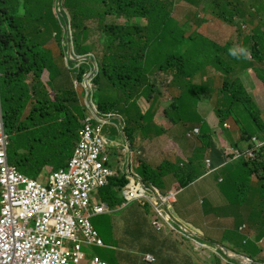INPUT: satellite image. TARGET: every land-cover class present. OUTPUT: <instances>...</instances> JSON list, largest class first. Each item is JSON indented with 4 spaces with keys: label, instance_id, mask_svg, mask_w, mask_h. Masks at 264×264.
I'll return each instance as SVG.
<instances>
[{
    "label": "trees",
    "instance_id": "16d2710c",
    "mask_svg": "<svg viewBox=\"0 0 264 264\" xmlns=\"http://www.w3.org/2000/svg\"><path fill=\"white\" fill-rule=\"evenodd\" d=\"M181 1L183 4L185 1L188 4L194 3V0ZM152 3L159 5L156 7ZM205 7L214 11L215 14H212L221 21L230 22L235 17L246 20L243 14L240 15L239 8L235 6V3L232 5L230 0H208ZM58 8L68 10L73 23L69 22L68 17L59 12ZM166 8L167 3L163 0H0V106L6 131L10 136V162L23 174L34 179L42 177L46 167L59 169L64 166L72 156L76 144L81 140V122L86 116V109L82 106L84 95L94 88V99L97 97L98 111L104 116L108 115L111 120L118 121L114 124L116 130L109 135L105 133L109 123L100 128L98 125L93 128L100 129L99 135L104 140L101 155L105 159V164L111 170H116L117 157L113 153V161L110 155L112 151L109 149L118 148L117 134L126 138L130 147L134 145L138 129L136 125L144 121L138 117L136 111H133L132 105H136L133 93L140 95L139 107L146 110L149 106L147 98L150 91L148 75L154 70L153 67L157 70L170 69L173 82L182 84L183 81L186 85L191 84L186 80L184 67L180 64L182 61H187L189 64L196 65L191 57L181 55L178 59L170 60L167 56L165 57L168 50H164V47L155 55L149 51L156 41L164 40L168 43L171 41L169 36L163 35ZM241 11L243 12L242 9ZM248 16L251 18L247 21L253 23L254 27L247 36H240L244 44H250L248 46L250 54L264 57V15L255 11L253 14L249 12ZM110 18L114 19L111 25L107 23V19ZM142 18L147 22V28L140 27ZM117 19H123L124 24H115ZM211 19L213 17H207L198 23H207ZM87 22H98L99 30L102 32V36H98L102 37L105 52L101 58H98L101 59L98 69H93L89 63H81L80 60L64 59V51H66L63 46L66 37L64 27H67V23L74 29L73 42L76 53L84 55L91 52V35L96 31L84 27L83 24ZM172 28H174L173 21L166 29L170 33ZM145 29L148 30L146 35L150 40L142 38V31ZM68 33L69 31L67 35ZM51 41L57 45V53H54L51 48ZM171 44L178 47L176 41ZM159 57H165L163 64L143 67L144 62L153 63L154 58ZM227 57L234 63L237 62L231 55ZM63 60H67V69L70 72L68 75L78 79L67 83L65 66L61 64ZM196 61L207 62L209 59L202 55ZM71 62L75 65L71 66ZM214 65L217 67L219 64L214 62ZM44 71L48 72L50 78L47 83L41 82ZM93 71L96 73L94 83L86 87L84 85L87 81L86 76ZM257 73L259 75L264 73V66L257 68ZM29 75L33 76L31 85L27 84ZM55 82L59 89H55ZM232 83L223 87L220 93L224 96L219 97L220 94H218L215 98L219 109H215L214 113L219 115L220 124L224 125L233 117L236 101L244 108L245 115L255 124L253 127L255 130L252 131L257 132L260 139H264V128L255 122L253 113L247 109L251 100L250 96L240 82ZM113 88L121 90L119 98L111 95ZM128 88L133 93L128 92ZM193 89L196 95L199 94L198 91L201 92L197 87ZM155 91L156 87L151 85V92L155 93ZM181 96H185L184 92ZM181 100L176 104L173 113L179 120L192 119L193 116L189 112L181 111ZM115 114L119 115L117 119L114 117ZM173 119L177 123L176 118H170L171 121ZM235 124L237 125L236 121ZM200 126L204 131L197 137L198 141L210 144L211 136L218 140L214 133L207 131L204 124L200 123ZM238 127L239 138L247 142L251 134L246 129ZM153 137L152 133L145 134L146 145L157 152ZM202 151V148H198L196 153L200 154ZM257 153L264 158V145L257 150ZM126 155L129 158L130 152ZM159 155L165 156L163 153ZM120 161V163L123 162ZM195 161L193 157L190 162L182 166L164 161L152 168L147 162L140 160L138 173L146 185H153L164 191L165 178L169 175H173L185 185L195 176H201V164L197 162V166ZM123 166V173L115 176L111 185L101 191L102 198L112 211L121 206L118 190L128 182L126 177L132 173L131 170H127L126 161ZM222 173H226L224 176L228 183L224 180L223 184H219L220 189L228 191L230 198L231 192L237 191L244 193L242 196L248 197L245 190H237L234 187L239 184L238 181L247 180L236 174L234 166L228 165ZM249 175V177L252 176L251 173ZM258 180L261 184L255 191L259 193L258 206L261 207V211L257 216L262 217L264 216V180L260 178ZM144 207L150 211L148 204ZM159 249L160 253L153 254L154 257H159L154 264H159L163 260L162 256H171L173 251L178 252L176 245H161ZM244 249L246 254L252 256L249 249L246 251V246ZM175 261L176 264H182L180 260ZM144 264L147 263L144 262Z\"/></svg>",
    "mask_w": 264,
    "mask_h": 264
},
{
    "label": "rangeland",
    "instance_id": "374dc122",
    "mask_svg": "<svg viewBox=\"0 0 264 264\" xmlns=\"http://www.w3.org/2000/svg\"><path fill=\"white\" fill-rule=\"evenodd\" d=\"M165 1H171V0H165ZM205 1V6L208 4V0H202ZM232 5H234V2L237 0H230ZM173 2H179V0H175ZM251 0H241V3H243L245 5V8L247 10H257L256 6L257 5H263L264 6V0H255L254 3H250ZM171 3V2H170ZM154 6H158L159 4L157 3H152ZM185 6H189L190 4H188L187 1L184 2ZM204 7V6H203ZM167 12H168V17H170V15L172 14L173 8H171V5L166 8ZM189 10V9H186ZM264 10V7L263 9ZM261 10V11H262ZM58 11L63 13L66 17L69 18V21H71V15L70 12L66 9L63 8H58ZM258 12V11H257ZM165 17L164 18V25H169L171 20ZM234 21H239V19H234ZM114 19L110 18L107 19V23L109 25L113 24ZM124 20L123 19H117L115 21V24L118 25H123L124 24ZM107 23H104L107 25ZM140 27H148L147 22L145 21V19H141L140 21ZM84 27H87L90 30H95L96 33H93L91 35V38L94 42L97 41L98 39V35L102 36V32L99 30V23L98 22H87L85 24H83ZM264 27V26H263ZM210 29H215L218 33V29L222 28V34H248L251 30V28H253V25L250 24L249 22H244L240 24V27H237L236 25L229 23V22H225L221 27H217L216 25H213L211 27H209ZM69 30V35L72 33V29L67 28ZM148 32L147 29L142 31V34H146ZM226 36V35H225ZM51 48L54 50V53L58 52L57 49V45L55 44V42L51 41L50 43ZM177 44V43H176ZM245 48L248 49L249 44L245 43ZM65 46L67 48L66 51V56H69V53L72 49V43H65ZM177 46L179 47V45L177 44ZM93 47V52L92 54L101 58L102 55L105 52V48H101L100 46H92ZM50 48V47H49ZM225 50H224V54L221 57V64L225 67L224 71H226L225 76H220L217 77L216 79V83H218V85H215V88H211L208 85L205 86H200V90L201 92H199L200 94L198 96H196V98L194 99V104H192V106H194V108H198V114H194V116L192 117V119H185L188 121V123H184V122H180L177 125L182 129V130H186V128H192V127H198L200 128L201 132L202 129L201 127L198 126V124H204V119L209 117L210 114L208 115H204L203 111L201 110L200 104L198 103L199 100L202 101H207L209 103H207L206 107V112H208L207 110L209 109L210 111H212L213 109H216V106L212 105L210 102L215 101V98L218 96L216 93V96L214 99L211 100H207L204 99L205 95H209L212 94L213 92L216 91V88H218V86L220 84H222L224 82V80L227 81H232L234 79H239L243 82H246V79H248V73L246 71V69H239V68H235L233 67L234 65H236L233 60L227 56H229L228 51L229 48H227L225 46ZM217 49L215 47H211L209 48L208 51H206V53L208 54V57L210 58L211 55L217 53ZM250 55V54H249ZM167 56V54L165 55V57ZM165 57H159V58H154L155 61L153 62V64H163L165 61ZM249 57V56H248ZM256 57H254L255 60ZM64 59H66V57H64ZM99 61L101 59H98ZM237 61V63H249L248 61L244 60V59H235ZM248 60L252 61V58H248ZM61 64L64 67L65 70V74H66V81L67 83L69 81L75 80L77 77L74 76H69L68 73L69 70L67 69V60H63V62H61ZM71 66H74L75 63L71 62L70 63ZM219 66L215 67L214 62L212 63V67L213 68H217L219 70ZM212 75H216V71H212ZM209 71L207 72V75H210ZM72 75V74H71ZM42 76L44 77V81H47V78L49 77L47 72H43ZM72 77V78H71ZM172 80V77L170 78V81ZM202 80V78H198L197 80V84L200 83ZM42 81V82H44ZM203 82V81H202ZM61 83H63V81H61ZM66 83V84H67ZM153 86L161 88L162 92H169L170 90H172L173 85L172 83H169V79H159L157 81H155L154 83H152ZM55 89H59L56 82H55ZM206 90V91H205ZM111 95H113L114 97L119 98L121 95V90H119L118 88H113ZM186 92L188 93L189 96H194L195 95V91L194 89H189L186 90ZM260 94H255V98H253L256 101H259L261 107H263L262 111H263V117H264V90L262 89L261 92H259ZM80 95H81V91H80ZM224 96V94L219 95V97ZM158 103H159V108L162 110L167 109L169 107V105L171 104V101H166L164 99H160L158 98ZM204 105V102L203 104ZM134 105H132L133 111L134 110ZM225 108V105L223 106ZM208 108V109H207ZM166 116L167 118L170 120L171 117L175 118L176 114L173 113V111L167 110L166 111ZM199 118V120H198ZM171 121V120H170ZM210 121L212 124H214V122H218V119L215 118V113L212 112L210 115ZM237 122V125L240 126L241 123L243 122H249L252 123L250 117H248L247 115H245V110L244 108L238 104L236 101L234 102V114L233 117L230 118V123L231 125L233 124L234 129L238 130V126L233 123V122ZM118 121L117 120H111L109 122V125L106 126L105 128V133L107 135H109L112 131H115V127L114 124H116ZM144 122H147V120H144ZM227 123V122H226ZM140 124V122H139ZM229 124V123H227ZM231 125L229 124L227 127L230 128ZM206 127H208V125H206ZM187 134L190 137H195V134H191L190 132L186 131ZM153 135H155V133H152ZM118 148L116 147H111L109 150H111L112 152H110V155L112 156V160L113 156L115 153L116 157H117V161L116 164L120 165V160L126 161V163L128 164L129 162V158L127 157L126 153L128 152H134V156L132 157L133 160V165L132 168L135 172H138L137 168H136V163H139L140 160H143L145 162H148V157H147V148L146 147H138L137 145H134L132 147H130L127 139H124L121 135H118ZM153 141L155 142V139H153ZM194 142V146L195 147H199L202 148L203 151L202 153L198 154L195 153L194 154V160H196L195 162H199L201 163V174L202 176H204L205 178L211 179H204L201 182H194L193 185L189 186L187 188L186 191L180 193L177 196V200L179 201L177 203V206L175 207L176 210H179L182 213H179V217L184 220L183 222L189 223V227L190 229H188V231L192 230V232L196 233L197 235H203L205 238L210 237L212 239L210 245L214 246L215 250L212 249H205L204 252L200 251L199 253H195V251H193V247L190 244H186L184 242H186L187 240L193 238L195 240V237L191 234H188L187 236H185L184 238L176 235L175 233V237H174V233H170L171 237H169L170 239H172L174 242L177 243L178 248L180 249V251L182 252V255L179 256L178 258H174L173 262H171V264H176V259L180 260L182 262V264H184L183 261V252H185L187 254V251L190 252L191 256H192V260L194 262V264H221L224 263V261L222 260L223 257H227L230 251L234 250L240 254H245V249L244 247L246 246V250L250 249L251 247H255V244L251 241L248 242V244H244L247 239L248 234H256V235H261L264 236V216H262L263 218H260L258 221H255L254 217L252 215H248V214H243V210L245 209H249V211H256L258 210L259 206H258V197L256 194H250L247 201L242 202L240 204H238V202L236 201L234 203V205H228L225 209V203L226 202H230V200L227 197L224 196H220L218 198H211V199H207L208 202L212 205H222L217 212L213 213V218H211V216L207 217V219H209V221H205V225L210 226L207 227V229H202L203 222H202V216H200L202 210L204 208H210V206H204L203 208H199L197 210H192L190 212V214L184 213L183 210L180 208L181 205V199L182 197L185 195V193L187 192H195L196 197L198 198L199 195L201 197H205L208 195L210 190H215V191H220V184H223L222 182L218 181V177H215L217 174H222L225 175L224 173H222V171L225 169V167H227L228 165L234 166V169L236 170V174H238L242 179H249L251 177H249L250 173L252 176V186L254 188L259 187V185L261 184V182L258 180V178L264 180V158L259 156V153H257V151L254 150H250L248 148H246V146H240L241 149L234 151L237 155V159H233L231 160V162H229L226 166L222 165L219 160L215 157V156H211L209 159H204V161L201 160L202 157H204L210 150V145L209 142H202V141H193ZM161 143H158V147H161ZM227 146V145H226ZM225 146V151L226 153L232 152L228 151L226 149ZM172 149V147H171ZM172 151H174L172 149ZM102 152V147L100 148V156L99 159L101 162H103L105 164V159L102 158L101 155ZM141 152L140 155H138L137 153ZM70 158L67 160V162H70ZM177 160L173 161L172 163L176 164ZM180 163V162H178ZM214 163H218L217 165H215ZM158 164V160L155 159L154 161H149V165L152 167H155ZM50 168V167H49ZM45 172V170L43 171V173ZM64 172H68V170H65ZM226 172V171H225ZM117 176V174H115ZM115 175H111V176H106V184L94 189L91 194H90V209L92 211V209L94 208V204L92 202V199L97 196L98 194H101V191L104 190L105 188H107L108 186L111 185L113 178L115 177ZM122 175V174H121ZM127 178V177H126ZM128 182H129V178H127ZM127 183V182H126ZM218 183V184H217ZM40 185H46L49 186L50 188L54 187V185L50 184V183H46L43 180L39 181ZM176 184L175 181L172 182L171 185L167 184V188L170 186V189L172 188V186ZM135 187L137 188L138 184H136L134 182ZM239 188H241L242 190H245L244 186H239ZM123 189V187L121 188ZM140 191V190H139ZM144 193V192H143ZM219 193V192H218ZM244 195V193H242ZM145 195V194H144ZM100 199V197H99ZM241 199V198H240ZM20 200H15V203L10 202L11 205H14L16 203H18ZM160 203H163L161 200H159ZM120 208L117 209V211ZM149 210L144 207V205L140 202H133L131 204H129L126 208L122 209L121 211H118L116 213H105L102 215H97V216H93L91 221L92 224L94 225V227L96 228V230L99 232L100 237L102 238L103 242H104V246L102 247H88L86 246L84 248V252L85 254L88 256V258L92 257V258H100L103 260H106L109 262V264H118V261H115V257L117 256V249H121L123 243H122V232L124 230L127 231H132V236L134 237L135 235V230L137 228H135V224L136 225H141L142 223L144 224L146 222V220H149L148 218V213ZM200 213V214H199ZM147 214V215H145ZM189 215V216H188ZM155 223H157V225L160 228V223L159 221L156 220V218H154ZM192 222V223H190ZM244 226V228H240ZM242 229V230H239ZM139 230H137L138 232ZM46 237H49L50 234H45ZM188 237V238H187ZM196 241V240H195ZM193 243H195L194 241H192ZM196 244V243H195ZM223 246L224 248H221L220 246ZM197 246V244H196ZM257 248L256 251L252 252V256L256 257L257 259H261L260 261H264V240L262 241L261 244H258L256 246ZM136 252H134L133 254H140L139 251V246L136 247ZM173 254V256L176 253H171ZM111 255V256H110ZM140 255L137 256H131L132 258L137 260V263H139V257ZM163 260H161V262L159 264H168L170 261L167 260L166 258L162 257ZM164 261V263H163ZM239 262V261H238ZM32 263V262H31ZM36 264H39L37 262H35ZM85 264V263H82ZM136 264V263H134ZM158 264V263H157Z\"/></svg>",
    "mask_w": 264,
    "mask_h": 264
},
{
    "label": "clouds",
    "instance_id": "9594fccd",
    "mask_svg": "<svg viewBox=\"0 0 264 264\" xmlns=\"http://www.w3.org/2000/svg\"><path fill=\"white\" fill-rule=\"evenodd\" d=\"M235 6L239 8L240 10V15L243 14L244 18L246 20L240 19L238 17H235L236 19H239V22H246L247 20H250V16H248L249 12L255 13V11H251V10H247L245 8V5L239 1H235ZM169 7V5H167V8ZM200 10H208V8H206L205 6L203 8H198ZM241 9L243 10V12L241 11ZM262 15H264V10H262ZM168 15V12L166 13V17ZM171 21L174 22V27H180L182 25L188 24V23H192V22H198L200 20H203L204 18L207 17H201L199 15H193V16H188L186 14H184L181 11L175 10L173 9L172 14L170 15V17H168ZM67 20L69 21V18H67ZM71 23V21H69ZM209 22H213L215 24L216 19L213 18L211 19ZM250 24L253 25V23H251L250 21H247ZM208 23V22H207ZM204 24V23H202ZM72 29V33L69 35H67V31H69L67 28ZM254 27V25H253ZM209 32L214 33L216 35L222 36V37H226L228 39H230L232 42L234 43H238L240 46H236L234 45L232 48L229 49L228 54L231 55L232 57L236 58V59H247L250 52L249 49L245 48V45L243 43L242 40V34H222V28L218 29V33L215 29H208ZM249 34V33H248ZM248 34H245L243 36H247ZM64 35L66 36L64 41H63V46L66 48L65 43H72V49L70 52H72L75 55H79L76 53L75 47H74V29L69 25V23H67V27H64ZM226 35V36H225ZM92 46L96 45V46H100L102 49L105 47L104 43L102 42V37L98 36V39L96 42H94L91 38V43ZM250 45V44H249ZM198 46H200L201 48H204L206 50H209L210 47L206 46V45H200L198 44ZM224 45H218L215 46V48L217 50H219L220 48H224ZM67 49V48H66ZM93 47L91 48V52L84 54V55H79L80 58L78 60L81 61V63H91L92 60H94L95 63H97L98 65L99 60L98 57L92 54ZM202 55H195V56H188L191 57V60L193 63L195 64H203V65H210L212 69H217V68H213L212 67V63L213 61L206 55L205 58L209 59V61L207 62H199L196 61L197 58L201 57ZM236 65H234L233 67L235 68H239V69H246L247 73L250 72H257V68L259 67H263L264 63L262 64H256V63H235ZM45 72V71H44ZM47 72V71H46ZM48 73V72H47ZM210 73H212L210 71ZM96 76L95 71L89 73L86 78H87V82L88 83H93L94 82V78ZM213 76L217 79V77L220 76H216L213 74ZM249 77V76H248ZM33 78V76H32ZM78 79V77L76 78ZM227 81V80H224ZM240 82L244 89L245 88H255L257 89L259 92L262 91V89L264 90V83L257 80V79H251L250 77L248 79H246V82H243L239 79H234L232 81L229 82ZM150 82V80H149ZM248 95L250 96V98L254 97V94L252 92H248ZM212 98H208L207 100H211ZM207 101H204V106H207ZM212 105L216 106V110L219 109V107L216 105L215 101L210 102ZM1 105V104H0ZM88 105V93H86L84 95V100H83V104L82 106H84V108ZM208 107V106H207ZM27 113V112H26ZM204 115H208V112H203ZM219 120V118H218ZM144 121V120H143ZM252 121V120H251ZM227 122V121H226ZM253 122V121H252ZM231 125L230 122H227ZM225 123V126L227 127L229 124ZM235 123V122H233ZM141 124V123H140ZM145 124V123H142ZM155 124H160V122L154 123ZM85 127H82L81 129V133L82 130ZM169 127L168 126H163L161 127V132L166 131ZM228 128V127H227ZM0 129L2 131H6V126H5V119L2 113V108L0 106ZM253 130H255V128H253ZM257 130V129H256ZM188 132H190L189 130H187ZM232 131L235 133V137H240V130L238 127V130L236 132V130L234 129V126L232 124ZM254 133L258 134L257 132L253 131ZM260 132V131H258ZM191 134H195V137H190L187 133L186 135L189 138H194L196 141H198L197 137L199 136L197 132H190ZM262 133V132H260ZM218 139H220V135H216ZM124 138V137H123ZM126 139V138H124ZM215 139V138H214ZM262 141L264 142V139H262ZM80 142V141H79ZM79 142L76 144L75 149L77 148ZM210 150L207 154H211L210 157L213 155L216 157V153L218 152V148L216 147L215 149H213L214 153H211L212 151V146H211V142H210ZM227 145V146H226ZM225 146L226 149L228 151L233 150L232 152L229 153H234V155L236 156L235 159H237V155L234 151L239 150L238 148H234V145L232 144H225L223 149L221 150L222 153L224 154H229L224 152L225 151ZM199 147L196 148V150ZM75 149L72 152V156L70 157V160L73 158L74 156V152ZM196 150L194 152V154L196 153ZM257 151V150H254ZM138 155L141 154V152L137 153ZM194 154L192 157H190L188 160H184L181 159L179 162L180 163H176V164H180L181 166L185 163H188L192 160V158L194 157ZM206 154V155H207ZM205 155V156H206ZM134 156V152H130V156H129V162L127 164V170H131L132 173L127 175V178H129V182H127L124 186L123 189H119L118 190V194H119V198L122 201V206L118 207L120 208L118 211H121L122 209L126 208L128 206L129 203L131 202H140L142 203L144 206L145 204H148L150 206V211L147 213L148 214V218L149 220H146V222L141 225H136L135 224V228H137L135 230V235L134 237L132 236V231H127L124 230L122 232V239H127L128 241H130L132 244L139 246L140 249L144 246H146L149 243V239L145 238L143 231L147 226H150L151 228H153L156 232L160 233V232H165L167 237H171L170 233H174V237H175V233L176 235L184 238L185 236H187L188 234H191L195 237V240L193 238L187 240L186 244H190L192 245V249L193 251H195V253H199L200 251L204 252L205 249H212L215 250L214 246L210 245L209 247L205 246V240H209L210 243L214 242L212 241V239L210 237L205 238L203 235H197L196 233L192 232V230L188 231V229H190L189 227V223L186 222L184 223L180 217H179V210H176L175 207L177 206V203L179 202L177 200V196L186 191L187 188L191 185H193L194 182H201L204 179H208L205 178L204 176H195L192 180H190L188 182L187 185L179 182L177 179H175L173 177V175H169L171 176L168 184L171 185L173 181L176 182V184H174L172 186V188L170 189V186L167 188V190L165 192H163V190H160L159 188L153 186V185H146L143 180L142 177L140 176V174L138 172H135L132 168L133 165V160L132 157ZM204 157L201 158L202 161H204ZM217 158V157H216ZM209 159V158H208ZM218 159V158H217ZM234 159V160H235ZM207 160V159H206ZM219 160V159H218ZM168 162V161H167ZM220 162V161H219ZM231 162V161H229ZM229 162L223 164L222 165L226 166ZM171 163V162H170ZM196 165H198L197 162H194ZM140 164V161H139ZM138 165H136V168L138 170ZM201 164V163H200ZM218 163H216L215 165H217ZM105 167H107L106 164H104ZM159 166V165H158ZM17 169L18 167L15 166ZM152 167V166H151ZM157 167V166H155ZM152 167V168H155ZM69 169V162H66V164L62 167H60L59 169H53V168H49L46 167L45 168V172L42 174V177L34 179L31 178L25 174H23L19 169L18 171L20 173H22L24 176H26L28 179L35 181L37 183H39L40 180H43L46 183H50L51 184V177L55 174V173H59V172H64L65 170ZM107 169H109L110 171L113 172V174H117L116 172H114L113 170H111L110 168L107 167ZM222 174H217L215 177H218V181L220 182H224V180L228 183L226 177L224 175H222V177H219ZM116 176V175H115ZM118 176V174H117ZM168 177V176H167ZM252 177L247 179L245 182H239V184L234 185L235 188H237V190H242L241 188H239V186H244L245 188V192L247 194V196L249 197L250 194H256L258 197V203H260V198H259V193L255 191L256 188H254L252 186ZM0 178H1V174H0ZM223 178V179H222ZM211 180V179H208ZM134 182L136 184L140 185V188L142 190V196L139 197H135L134 195L131 194L132 190L135 189V185ZM218 184V183H217ZM220 184V183H219ZM44 190H45V197L39 199L35 196H28L22 200H20L18 203L11 205L10 203L8 205H6L5 207L2 204V198H3V186L0 182V219L2 216H6L7 217V221L9 224V228H6L4 231H0V239L2 241H4L14 252L15 255L11 260L8 261L7 264H20V261L26 260V257L29 254H32L33 252H35L36 250L42 248L45 246V241H46V237L45 234H50V236H55V235H59V230L60 228H58V230L56 229V226L59 224L61 225L62 223H64L66 220L71 219L75 214L73 213V211H69L66 210L64 208V203H63V199L60 195H58L57 193L49 190L50 187L46 186V185H42ZM166 186V184H165ZM186 189V190H185ZM212 190L209 191L208 195L205 197H201L199 195V197H196L195 192H187L185 193V195L182 197L181 199V205L180 208L183 210L184 213L190 214V212L192 210H197L199 208H203L204 206H210V208H204L200 214V216L203 215L204 212H211L214 209V206L212 204H210L208 202L207 199H209V195L211 193ZM144 192V193H143ZM219 193L222 194V196L227 197L230 200V205H234V203L237 201L238 204L245 202L248 200L247 197L242 196V194L237 191L236 193H232L231 190H229V192H231V198L228 196V191H223L222 189H220V191H218ZM145 194V195H144ZM66 197V201L70 202L73 195L71 192H68L66 194H64ZM221 196V195H220ZM241 198V199H240ZM94 199V198H93ZM92 199V202H93ZM161 200L163 203H160ZM94 204V203H93ZM95 205V204H94ZM96 206V205H95ZM94 206V207H95ZM218 206V208H220L222 205H216ZM98 207V206H97ZM101 211L100 213L97 214H93L90 217V222L91 225L93 226L94 230L98 233L99 238L102 240V238L99 235V232L96 230V228L94 227V225L92 224V217L93 216H97V215H102L105 213H116L118 212L117 210L112 211L109 206H103L100 207ZM117 208V209H118ZM226 209V208H225ZM3 210L5 211V215H2ZM198 211V210H197ZM261 211V207L258 208V210L256 211H249V209H245L243 210V214H250L254 217L255 221H258L260 218H263L261 216H257L258 213H260ZM199 212V211H198ZM145 214V215H147ZM189 216V215H188ZM43 217L46 223V226H43V228H39L40 224L37 225L38 223V219ZM154 218H156L157 221H159L160 223V228L157 225V223L153 222ZM192 223V222H190ZM193 224V223H192ZM194 225V224H193ZM240 228H244V226L240 227ZM239 230H242L240 229ZM202 229H204L202 227ZM137 230H139L137 232ZM205 230V229H204ZM49 236V237H50ZM61 237V236H60ZM62 239L68 241L65 237H61ZM188 238V237H187ZM247 239L245 241L244 244H248L249 241L253 242L255 244V247H251L249 250L250 252L256 251L255 248H257L256 246L258 244H261L262 241L264 240V236L261 235H256V234H248ZM103 241V240H102ZM192 241H194L195 243H193ZM69 242V241H68ZM70 243V242H69ZM104 243V242H103ZM123 243V241H122ZM71 244V243H70ZM105 245V244H104ZM103 245V246H104ZM88 246V247H102V246H98V245H90V244H86V243H82L81 244V249H82V253L84 254V259L80 261V263L78 264H89L90 260L92 259V257L88 258V256L85 254L84 252V248ZM167 246H171V245H167ZM177 246V245H176ZM221 248H224L222 245L220 246ZM178 248V246H177ZM248 251V250H246ZM234 254V256L230 255V253H227L228 256L227 257H223V261L224 263L221 264H264V261H260L261 259H257L254 256H250L249 254H240L234 250L230 251ZM174 253V251L172 252ZM179 253V254H178ZM205 253V252H204ZM182 255V252L180 251V249L178 248V252H176V254L173 256V254L171 256H162L164 258H166L167 260L171 262H173L174 258H178L179 256ZM254 257V258H253ZM157 258L159 257H154V255L152 254V258L149 260H142L144 262H146L147 264H154L157 260ZM192 256L190 254L189 251H187V254L185 252H183V261L184 262H191L192 264H194L193 260H192ZM246 259V261H245ZM103 260V259H102ZM106 261V260H104ZM160 261V259H159ZM239 261V262H238ZM108 264L109 262L106 261ZM24 264H36L35 262L31 263L28 261H25ZM70 264H75L73 262H70Z\"/></svg>",
    "mask_w": 264,
    "mask_h": 264
},
{
    "label": "bare ground",
    "instance_id": "6f19581e",
    "mask_svg": "<svg viewBox=\"0 0 264 264\" xmlns=\"http://www.w3.org/2000/svg\"><path fill=\"white\" fill-rule=\"evenodd\" d=\"M165 1V0H163ZM175 0H171L169 1H165L167 3V5H171V8L181 11L184 14L188 15V16H193V15H199L201 17H213L216 19V22L214 25H216L217 27H221L225 22H229V21H221L219 18L215 17V15H213L212 13L215 14L214 11H211V9L208 10H200V9H189L188 6H185L183 4V2L181 0H179V2H173ZM205 1L202 0H198L197 3H203ZM189 9V10H186ZM254 11H258V10H254ZM258 13H262V11H258ZM236 19V18H235ZM232 24L236 25L237 27H240V22L239 21H234V18L232 21ZM229 22V23H230ZM236 22V23H235ZM166 27H168V25H164V36H169L170 37V43L165 42L164 40H162V42H158L156 41V43H154L150 48L149 51L152 53V55L157 54L159 51H162V47H164V50H168V54H167V58L170 60H174V59H178V57H180L181 55H186L188 56H195V55H206L208 56V54L206 53V49L201 48L200 46H198V44L200 45H206L208 47H215L218 45H224L227 48H232L234 45L236 46H240L238 43H234L232 42L230 39L226 38V37H222L219 35H216L214 33H211L208 31V26H205L203 24H199L198 22H192V23H188L185 25H182L180 27H174L171 29L170 33L167 31ZM162 35V36H163ZM142 38L144 40H150L148 38V36L146 34H143ZM173 41H176V43L178 45H180L179 47H176L174 45H172L171 43ZM226 48H220L217 53L213 54L210 56V59L213 62L218 63L219 66V70L218 69H212V71H216V76H225L226 71H224V66L221 64V57L224 54V50ZM67 51V49H66ZM66 51H64V57H66V59L68 60H78L80 58L79 55H75L72 52L69 53V56H66ZM254 57L255 60H254ZM248 58H252L253 60L250 61L248 60ZM247 59H244L246 61H248L249 63H256V64H262L264 63V57L262 56H254L252 54L249 55ZM128 60V59H127ZM130 61V60H128ZM180 64L184 67V71H185V78L186 80L191 83L190 85H186L183 83L179 84L177 81L173 82V80L170 81V78L172 77L173 79V75L170 72V69H156L155 67L154 70L148 75L149 77V88L150 91L148 93V108L146 110H142L139 107V103H140V95H137L135 93H133L132 91H130V89L128 88V92H131L134 94L135 96V102L136 105L134 107L136 113L138 114V117H140L143 120H147V122H144L147 125H153L154 123L160 122V128L163 126H172V125H177L180 122H185L188 123L187 120H179L177 119V116L175 117L177 120V123L174 121V119L172 121H170L167 116H166V111L170 110V111H174L176 104L178 103V101H180L181 99V111L182 112H189L192 116H194V114H198V108H194V106H192V104H194V99L196 98V96H198L200 93L198 91V95H194V96H189L188 93L186 92V90L192 89L193 87H197L200 89V86H205L208 85L211 88H215V85H218V83H216V78L212 75V73H210V75H207V72L209 70H211V66L210 65H203V64H189L187 61H182L180 62ZM148 65H153V63L150 62H144L143 63V67H146ZM90 66L93 69H98L99 65L97 63L94 62V60H92V62L90 63ZM248 76L251 79H257L261 82L264 83V73H261L260 75L257 72H250L248 73ZM198 78H202L200 83H196ZM159 79H169V83H172L173 87L172 90H170L169 92H162L161 88L156 87V91L155 93L151 92V85L153 82L159 80ZM182 80V79H181ZM203 81V82H202ZM33 83V78L32 76H28L27 79V84L31 85ZM75 83H77L75 81ZM94 83V82H93ZM92 83H88L87 81L84 83V85L87 87L89 85H91ZM233 84L232 82L229 81H224L222 84H220L218 86V88H216V91L213 92L212 94L209 95H205L204 99H208V98H212L214 99L217 95L220 94V92L222 91L223 87L225 85H231ZM186 85V86H184ZM246 93L248 94V92H252L254 94L255 98V94H260L259 91L255 88H245ZM94 88L90 89L88 92V105L85 107L86 109V116L83 118L82 120V127H92L94 128V126H97L100 128L102 127V125L109 123L111 121V119L108 117V115H102L99 111H98V106H97V97L96 99H94ZM184 92L185 96H181L182 93ZM158 98L160 99H164L166 101H171V104L169 105V107L167 109H160L159 108V103H158ZM253 98H251V100L248 103V107L247 109L249 111H251L255 117V122H257L259 125H261L264 128V117H263V107H261L259 101L254 100ZM204 101L199 100L198 103L200 104V107H203ZM207 107V106H205ZM208 109V108H207ZM208 114L211 115L212 112L215 111V109H213L212 111H210L209 109L207 110ZM210 115L209 117L204 119V125H208L207 127V131H209L210 133H214V135H220V139L215 140L214 136H211V146H212V151L214 147L218 148V152L215 154L216 157L219 159V161L223 164L233 160L234 158H236V156L234 155V153H229V154H224L221 152V150L223 149L225 144H232L234 145V148H238L241 149L240 146H246V148L248 149H252V150H258L262 145H264V142L262 141V139H260V137L258 136V134L254 133L253 127L255 124L249 123V122H243L241 123L240 127L243 130H247L250 134L251 137L250 139L246 142V141H242L239 137H235V133L232 131V125L230 128H227L224 125H221L219 120L218 122H214V124L211 123L210 121ZM218 114L215 113V118L218 119ZM115 119H117L119 117V115L115 114ZM227 122H230V120H227ZM199 127H201L202 132L204 131V129L202 128V126H200L198 124ZM186 130H189L190 132H197L198 135H200L202 132L200 130V128L198 127H192V128H186ZM4 133V135H6L7 137V145H6V149L4 151V153H1V155H3L6 159V163L0 166V174H2L3 170L8 167L9 165L11 166H16L14 164H12L9 160V146H10V136L7 133V131H2ZM211 154H207L205 156L204 159H208L210 158ZM198 166V165H197ZM205 246L209 247L210 246V241L209 240H205ZM117 253H120L122 256H137L140 255L139 259L141 260H149L152 258V254L151 253H146L141 255L140 254H133L136 251H128L125 252L123 248L121 249H117ZM230 255L234 256V254L232 252H229ZM246 261V259H245Z\"/></svg>",
    "mask_w": 264,
    "mask_h": 264
},
{
    "label": "built area",
    "instance_id": "2783aa9c",
    "mask_svg": "<svg viewBox=\"0 0 264 264\" xmlns=\"http://www.w3.org/2000/svg\"><path fill=\"white\" fill-rule=\"evenodd\" d=\"M100 129L85 127L81 133V140L75 149L74 156L69 162L68 172L55 173L51 177V184L54 187L49 190L57 193L63 199L64 208L73 211L75 214L71 219L66 220L56 229L60 228L59 235L46 238L45 246L36 250L21 260L20 264L25 261L37 262L39 264H75L84 259L81 244L103 246V241L99 238L98 233L94 230L90 222L93 214L100 213L101 208L95 206L90 209L91 192L106 184V176L113 175V172L104 166L100 161V148L103 147V138L99 135ZM7 145V137L0 129V152L4 153ZM0 153V166L6 163V159ZM3 186L2 204L5 207L10 202L22 200L28 196H35L39 199L45 197V190L39 183L28 179L18 171L15 166L6 167L0 178ZM140 190V191H139ZM71 192L73 197L70 202L66 201L64 194ZM135 197L142 196V190L138 184L137 188L132 190ZM2 215H5L3 210ZM39 228L46 226L43 217L38 219ZM6 216L0 219V231L9 228ZM65 237L68 241L62 239ZM15 252L0 239V264H7L15 256ZM17 256V255H16ZM89 264H108L100 258H92Z\"/></svg>",
    "mask_w": 264,
    "mask_h": 264
},
{
    "label": "crops",
    "instance_id": "0c3cea01",
    "mask_svg": "<svg viewBox=\"0 0 264 264\" xmlns=\"http://www.w3.org/2000/svg\"><path fill=\"white\" fill-rule=\"evenodd\" d=\"M198 0H194V3H191L188 8L189 9H198V8H203V6H205V2L203 3H197ZM239 2H241V0H237ZM255 0H251L250 3H254ZM263 5H257L256 8L257 10L260 12L263 9ZM203 25L211 27L214 25L213 22H208V23H204ZM210 29V28H208ZM210 73V71H209ZM48 74V73H47ZM50 78H47V81H44V77H41V82L44 81V83L49 82ZM201 110L203 112H205L206 107L203 106L201 107ZM161 124H155V125H147V124H137V132H136V140L134 145H137L138 147H146L148 152H147V157L149 161H154L155 159L158 160V165H160L162 162L164 161H168L172 163V160L175 161L177 160V162H179L181 159L184 160H188L190 157L193 156L195 150L197 147L194 146V142L196 141L194 138H189L186 135V131L187 130H182L178 125H172L170 126L166 131L161 132V128H160ZM146 133H155L157 135H154V139H155V145H156V150L157 152L153 149V148H149L146 145V138H145V134ZM118 140V138H117ZM158 143H161L162 146L158 147ZM133 145V146H134ZM174 151H172V149ZM159 153H163L165 156H160ZM149 161L147 162L149 164ZM176 162V163H177ZM115 163V162H114ZM139 163H136V165H138ZM174 164V163H173ZM216 164V163H214ZM116 165V171L117 174L119 173H123L124 170V166H123V162L120 163V165ZM139 172V171H138ZM219 177H222V175H220ZM171 176H168L165 178V184H166V188L163 192H165L167 190V184L170 180ZM223 179V178H222ZM220 195L222 196L221 193H218V191L212 190L210 195H209V199L211 198H218L220 197ZM100 197V199H99ZM119 202L121 203L122 206V201L119 200ZM93 203L98 206V207H103V206H108L107 202L104 201V199L102 198L101 194H98L97 196L94 197L93 199ZM133 203V202H131ZM129 203V204H131ZM128 204V205H129ZM225 208L230 205V202H226L225 204ZM214 209L211 212H204L202 215V222H203V228L207 229V226L205 225V221H209V219H207V217L211 216V218H213V213L218 211V206L213 205ZM143 234L145 236V238L149 239V243L142 247L140 249L139 247V251L143 254L146 253H151V254H158L160 253V246H167V245H177L176 242H174L172 239H170L169 237H166L165 232H156L153 228H151L150 226H147L144 231ZM123 241V245L121 248L124 249L125 252L128 251H136V245L132 244L130 241H128L127 239H122ZM179 254V253H178ZM115 261H118V264H138L137 260L132 258L131 256H122L120 253L117 254L116 258L114 259ZM161 262V261H160ZM139 263L140 264H144V262L139 259ZM184 264H188L186 262H184Z\"/></svg>",
    "mask_w": 264,
    "mask_h": 264
}]
</instances>
